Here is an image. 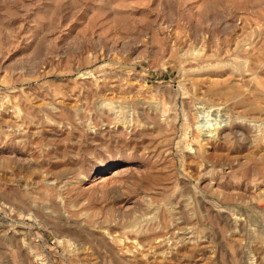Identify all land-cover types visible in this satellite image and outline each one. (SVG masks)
<instances>
[{"label":"rangeland","instance_id":"obj_1","mask_svg":"<svg viewBox=\"0 0 264 264\" xmlns=\"http://www.w3.org/2000/svg\"><path fill=\"white\" fill-rule=\"evenodd\" d=\"M0 264H264V0H0Z\"/></svg>","mask_w":264,"mask_h":264},{"label":"bare ground","instance_id":"obj_2","mask_svg":"<svg viewBox=\"0 0 264 264\" xmlns=\"http://www.w3.org/2000/svg\"><path fill=\"white\" fill-rule=\"evenodd\" d=\"M207 115H208V114H207ZM214 132H215V128L213 129V131L210 132V134H211V133H214ZM126 170H127V168H124V167H121V168H119V169H115V170H114V173H113L112 176H116V175H119V174H123ZM127 171H128V170H127ZM102 177H103V176H102ZM117 177H118V176H117ZM99 178H101V177H99ZM106 178L109 179V177H106ZM106 178L103 177V179H102L101 181L105 180ZM110 178H112V177H110ZM101 181H100V182H101Z\"/></svg>","mask_w":264,"mask_h":264}]
</instances>
